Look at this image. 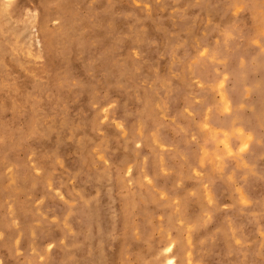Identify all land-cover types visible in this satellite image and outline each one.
<instances>
[{
    "label": "rangeland",
    "instance_id": "374dc122",
    "mask_svg": "<svg viewBox=\"0 0 264 264\" xmlns=\"http://www.w3.org/2000/svg\"><path fill=\"white\" fill-rule=\"evenodd\" d=\"M55 1L40 0L50 12L42 34L49 41L60 36L64 15L74 29L72 37H82V50L70 45L74 54L67 62L63 44L45 45L36 38L37 29L28 30L23 39L32 36L33 47L50 58L48 65L32 78H25L17 64L9 65L8 75L0 72V264H56L57 253L71 264L65 248L72 232L69 212L67 205L61 207L78 203L79 171L97 176L101 188L108 189L105 241L99 250L103 264H166L167 255L175 264H250L246 253L260 256L264 264V209L252 213L250 202L241 200L242 179L229 182L199 161L211 96L195 71L222 24L225 0H210L202 9L198 0H118L117 31L105 22L110 0L96 3L90 16L84 7L72 14L71 4L60 15ZM251 9L254 39L246 43L240 29L237 35L240 47L247 49L246 64L253 67L263 49L255 42L264 41V28L261 11ZM130 12L145 20L144 46L119 37L130 26ZM95 15L98 23L91 19ZM229 18L235 28L240 25L233 12ZM182 45L186 50L175 56ZM123 68L133 73L118 86ZM106 71L116 82L104 83ZM216 71L224 88H230L224 65ZM153 82L165 93L180 89L174 92L176 115L157 96L146 98L153 95ZM14 91L18 97L46 94L41 112L34 113L36 123L65 120L71 124L67 138L82 136V143L54 154L50 140L28 127L33 122L22 116V109L14 113L7 108ZM148 100L151 111L144 114ZM249 114L243 108L240 118ZM236 155L249 159L247 149ZM169 244L173 250L167 254Z\"/></svg>",
    "mask_w": 264,
    "mask_h": 264
},
{
    "label": "bare ground",
    "instance_id": "6f19581e",
    "mask_svg": "<svg viewBox=\"0 0 264 264\" xmlns=\"http://www.w3.org/2000/svg\"><path fill=\"white\" fill-rule=\"evenodd\" d=\"M14 1L11 6L5 7V3L0 0V72L8 75L12 71V67L9 65L17 64L23 68L25 78H32L35 71L45 69L50 58L33 47L32 36H30L31 40L29 41L23 39L22 36L26 34L25 32L37 29L39 37L36 38L41 40L42 37L45 45L46 41L53 44H63V55L67 56L63 58L69 62L71 59L69 57H73L74 54V50L70 45L73 47L78 46L79 50H82L84 41L79 34L78 39L72 37L74 29H71L68 18L66 19V16L62 15L65 11L64 6L71 4L72 14L79 8H87V15L90 16L94 5L101 0H56L58 12L62 15L64 22L60 36H56L53 41H49V38L42 34L44 32V22L50 13L46 12L49 11L48 8L44 11L45 8L42 9L44 6H41L40 0ZM168 1L177 3L179 0ZM240 1H243V7H240ZM209 2L210 0H198V7L202 9V6L203 8L208 6ZM119 4L118 0H110L109 7L106 10L108 14V19H105L106 26L113 31L117 28V19L121 18L116 17L121 13V11H118ZM252 5L253 9L256 7L257 10L261 11L263 24L260 27L261 29L264 28V0L259 2H256V0H225L222 24L210 36L212 47L205 49L206 51L204 50V56L201 58L195 72L202 76L206 87L204 90L208 91L211 96L207 101L208 109L204 114L205 120L202 122V126L206 129L201 142L199 161L206 168L214 172H221L229 182L242 179L244 185L240 191V198L243 201H249L252 213H256L264 209V164H261L264 158V41L260 42L258 40L255 42L263 49L255 55V66L252 67L246 64L248 60L246 56L247 49L244 46L240 47L237 35L242 30L246 43L254 39V34L250 32L252 27L250 18L253 14ZM232 12L236 15V18L241 19L237 28L229 18ZM77 14L78 12L75 15ZM128 15L133 19L127 18V24L132 20L130 26L127 25L125 27L127 31L125 33L120 32L119 37L130 39V42L144 46L147 42L146 29L143 28L145 20L133 12ZM91 19L98 23L99 15L92 16ZM120 22L122 21L120 20ZM258 30L260 31V28ZM254 31H257V29L255 28ZM177 50V52L175 50V56H177L176 53L186 50V47L182 45ZM92 64L90 61L85 64L86 67L84 68L88 69L87 65ZM218 64H223L225 73L229 78H232L230 88H224L222 85V76L216 71ZM240 64L242 65L241 68L239 67ZM66 71L64 70V72ZM135 71L134 74L137 77ZM86 72L88 73V70ZM132 73L133 70L123 68L121 77L117 80L118 86H122L124 76ZM107 81L116 82L111 71H106L104 83H107ZM156 84L157 82H153V95L149 94L146 98L151 100L157 96L162 106L165 109L173 110L174 115H176L178 103L173 106L174 102H177L174 98V92L180 89L174 88L165 93L163 88H158ZM16 91L8 97L9 105L7 108L14 113L22 109V116L33 122L28 127L38 129L41 136L50 140L55 148L54 154H60L70 145L79 146L82 143V136L74 137L72 141L67 138L66 130L69 129L71 124L65 120L51 118L48 121L36 123L34 113L41 112L42 108L39 107H41L46 94L36 92L28 97V94L21 93L18 97ZM2 93L3 85L0 86V96ZM213 99L217 101L214 102ZM149 100L144 105V114L151 111ZM243 108L249 109L250 114L241 119L240 114ZM242 149L248 150L249 159L247 162L236 155V152ZM6 156L4 155L2 158L5 160ZM76 178L77 187L74 193L78 195V203L74 205L66 203L61 207V209H64V206L67 205L69 212L68 224L72 230L65 248L68 251L71 264H103L100 260L99 250L105 241L106 214L109 212L106 204L108 189L106 187V190H103L101 188L102 180L85 171H79ZM242 238L247 239L246 231L242 232ZM172 250V244L165 247L167 254H170ZM245 260L250 264H262L260 256L253 257L250 253L245 254ZM169 261L175 264V259L171 255H167L166 264H169ZM54 262L64 264L65 259L62 258L60 253H57ZM234 263V261L222 262L219 260L217 264Z\"/></svg>",
    "mask_w": 264,
    "mask_h": 264
},
{
    "label": "snow or ice",
    "instance_id": "6c2138e0",
    "mask_svg": "<svg viewBox=\"0 0 264 264\" xmlns=\"http://www.w3.org/2000/svg\"><path fill=\"white\" fill-rule=\"evenodd\" d=\"M9 6H11V0H6L5 7H9ZM169 264H172V262L169 261Z\"/></svg>",
    "mask_w": 264,
    "mask_h": 264
}]
</instances>
